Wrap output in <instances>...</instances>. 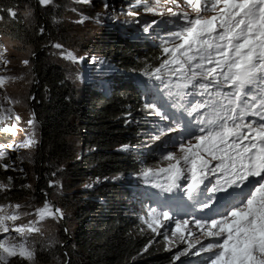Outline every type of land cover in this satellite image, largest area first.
<instances>
[{"label": "snow or ice", "instance_id": "snow-or-ice-1", "mask_svg": "<svg viewBox=\"0 0 264 264\" xmlns=\"http://www.w3.org/2000/svg\"><path fill=\"white\" fill-rule=\"evenodd\" d=\"M51 2L39 0L41 5ZM148 3L149 0H134L130 9ZM184 7L191 9L194 16L183 11ZM146 10L160 16L181 17L185 23L177 31L167 33L169 40L165 41L162 49L166 58L155 69L146 70L145 74L161 82L168 77L164 87L175 89L169 92L170 96L178 98L174 106L183 107L189 114L206 108L209 113L207 119L201 121L205 127L198 129L199 134L180 142L178 152L168 151L163 155L166 167L147 168L141 175L145 178L164 175L166 183L156 185L164 191L180 188L179 182L186 181V195L204 209L212 207L211 201L216 193L232 190L238 199L234 203L227 202L226 210L219 214V218H194L191 221L206 238H212L201 251L211 253L208 264H264V0H183V5L180 0H154ZM209 12L213 14L206 15ZM11 14L14 16L15 12ZM127 14L136 16L137 12L129 10ZM156 23L152 21L145 25L143 31L149 32ZM54 47L63 48L59 43ZM62 54L68 60H77L72 51L65 49ZM0 62L5 66L9 63L4 59V52H0ZM23 63L27 65L28 61ZM172 77H175V82ZM16 79L0 75V88L5 87L7 81ZM220 86L231 91H212ZM188 89L198 90L201 96L208 94L214 99L184 105L180 102L191 94ZM145 107L161 120L169 119L157 102ZM12 115L15 114L11 109L0 108V125H5ZM249 115L260 116V122H246L245 117ZM15 120L19 121L20 116L15 115ZM28 124L34 127V119H30ZM16 127L13 123L11 127L0 128V131L15 133ZM179 127L177 124L176 128L161 129L154 140H160L161 136ZM35 143L32 133L24 142L8 147L17 152ZM128 147L123 146L125 150ZM2 148L4 146L0 145ZM4 156L5 153L0 151V159ZM210 177H215L214 181H210ZM206 181L211 183V187ZM242 186L249 190L245 192ZM6 187L0 183V188ZM205 192L209 195L204 196ZM21 208L20 204L0 206V233L11 231L16 234L0 239V262L3 264H9L13 257L34 264L35 251L28 244L27 237L40 233L38 224L46 218L62 219L64 216L60 208L45 202L36 209L34 220L17 223L22 216L30 215L21 212ZM171 220L173 217L168 212L158 213L152 209L144 223L153 233L160 235L159 230L164 223ZM189 224L187 219L175 220L171 236L183 241L185 232L192 231ZM165 239L169 237L165 235ZM184 254L180 252L174 259Z\"/></svg>", "mask_w": 264, "mask_h": 264}, {"label": "rangeland", "instance_id": "rangeland-1", "mask_svg": "<svg viewBox=\"0 0 264 264\" xmlns=\"http://www.w3.org/2000/svg\"><path fill=\"white\" fill-rule=\"evenodd\" d=\"M133 3L134 0H89L87 3L82 2V0H52L48 5H41L43 8L46 6L52 7L54 14L52 17L53 26L57 29L55 38L44 45V47L47 48L50 58L61 65L66 76L75 84L80 99H85L93 88L100 89L98 90L99 92L108 95L114 88L122 86L125 82H129L139 86V91L147 97H145L147 104L157 102L158 107L167 113L169 119L161 120L159 116L152 114L145 107L148 111L146 114L151 115V117L143 121L152 124L143 127L140 124L142 120H139L140 122L137 121L135 128L139 130L138 137H140L142 143L138 145L129 144L127 145L129 146L127 150L123 146L119 147V149H123L130 154H133V151L145 155L152 154L156 161L155 163L142 166L137 173L116 174L108 179L96 176L90 177L87 178L84 185L94 190L96 187L105 184L107 180H121L130 191V195L127 198L132 199L131 206L134 209V220L138 224L134 228V232L137 235L145 236L147 241L146 248L151 249L154 253L171 254L172 261L166 264H208L211 253L201 251V248L209 243L212 238H206L199 229L194 227L191 221L194 218H219L220 213L212 216L200 215L199 210L203 208L197 202L188 198L184 191L186 188V181L184 180L179 182L181 185L180 188H175L172 191H164L161 187L156 186L166 183L164 175L150 176L148 178L141 175L142 171L147 168L158 169L166 167L167 162L162 159L163 155L168 151L178 152V144L188 140L183 139V133L185 131L184 119L180 122V120L171 118V111L170 113L167 111V106L171 105L185 118L189 112L185 111L183 107L174 106L178 98L174 95L170 96V89L164 87V83L167 82L168 77H165L164 82H161L150 79L145 74L146 70L151 71L154 68L127 70L119 64L118 58L121 57L120 51L114 56L116 57L114 60L111 56L95 53L94 50L88 48L95 46L93 43H97L99 37L109 39L111 36L117 41L130 39L140 44L146 42L148 45L145 47L163 48L165 41L169 40L167 33L177 31L185 23L181 17H171L168 14L160 16L148 12L146 8L152 6L154 0H149L148 5H140L130 9V5ZM180 3L183 5V0H180ZM105 4H107V7H105ZM129 10L137 12V15L129 16L127 14ZM183 11L189 12L194 16V13H191V9L187 7H184ZM32 14V10L26 11V16L30 23L33 22ZM212 14L211 12L206 13V15ZM152 21H156L157 23L150 28L149 32H144L145 25L152 23ZM57 43L61 44L63 48H55L54 45ZM169 46H171V41H169ZM65 49L72 51L77 56V60L71 61L66 59L62 54ZM0 52H4V59L9 61L6 66L0 62V75L17 77L14 81H7L5 87L0 88V108L4 110L11 109L12 113L20 116V120L16 121L15 115H12L11 119L5 121V125H0V128L4 126L11 127L13 123L17 125L15 133L0 131V134L8 135V140L0 143V145L4 146L0 151L5 153V156L0 161L3 165H11V167L5 169L11 172L20 181L22 189L24 188V191L26 190L17 200L8 199L7 197L0 202V206L20 204L22 206L20 209L21 212L30 213V215L22 216L21 220L17 223H27L30 220H34L36 218V209L42 207L45 202H49L54 208H60L64 213L63 218H46L38 224L41 232L28 236L27 241L35 251L34 264H62L58 249L59 246L64 247L67 242L61 243V229L64 227L66 231L68 230V223H66L65 217L66 210L61 207L65 194L63 183L60 179H55V176H53L52 180H49V191H53V193L49 194L46 190L44 191L39 187L41 169L37 171L35 168L36 151L41 143V125L34 111L33 99L35 98V94L32 91L34 87L35 90L38 88L39 83L36 79L37 76L35 74L33 60V58H36L37 53L32 45L24 46L23 44L12 41L2 32H0ZM164 58L166 57L163 54ZM24 60L28 61L27 65L23 63ZM172 80L175 82V77H172ZM112 81H114L113 86L109 89L108 85ZM150 81L154 82L153 90L150 86ZM171 91L174 92L175 89H171ZM187 91L191 94L187 95L181 102L185 101L184 105L188 106L198 102L197 99L190 97L198 94L199 91L193 92L192 89H188ZM169 108L171 107L169 106ZM143 110L139 109L136 115L140 116L141 113H145ZM206 112L209 113V110ZM200 114L202 113L197 112L195 117L188 121L190 123V129L198 130L200 127H205L204 124L197 121ZM247 117L253 118L254 116L249 115ZM128 118L124 117V119ZM133 118L135 119V117ZM30 119H34V127L28 124ZM251 121L253 120L251 119ZM177 124L180 127L176 131L167 132L166 135L161 136L160 140H154V137L159 135L161 129L166 130L169 127L176 128ZM32 133H34V139L36 141L34 146L19 149L17 152H13L8 147L9 145L14 146L24 142ZM196 134L192 133V136ZM75 145L76 152L80 154L83 151L81 149L83 146L81 138L75 140ZM209 179L210 181H214L215 177H210ZM0 183L7 185L6 188H0V194L8 195V190L10 189L9 183L6 184L1 180ZM205 183L208 187H211L209 181ZM204 194L209 193L205 192ZM42 195H45L47 198L44 200ZM95 197L104 201L96 193ZM216 198L220 199L221 193H217ZM200 199L202 200L203 198L200 197ZM176 201H179L184 206L183 212L179 216H176L174 210L170 208V205ZM215 208L216 210H223L219 206ZM152 209H156L158 213L168 212L173 217V220L164 223V227L159 230L160 235L153 233L144 223L148 212ZM185 219L190 221L189 228L192 231H186L185 239L181 241L178 237H172L171 232L175 228V220ZM165 235L169 237L168 240L165 239ZM11 236H16V234L11 231L7 234L0 233V239ZM189 245L192 246L190 247ZM38 252L42 257L51 260L49 262L38 261L36 258V253ZM180 252H184L185 254L179 256V259H174ZM146 256L147 254L143 257ZM0 264H3V262H0ZM9 264H30V262L19 257H13L9 259ZM149 264H152V262L149 261Z\"/></svg>", "mask_w": 264, "mask_h": 264}, {"label": "trees", "instance_id": "trees-1", "mask_svg": "<svg viewBox=\"0 0 264 264\" xmlns=\"http://www.w3.org/2000/svg\"><path fill=\"white\" fill-rule=\"evenodd\" d=\"M27 10L33 12L31 23L26 16ZM53 16L52 7L43 8L38 0H0V32L24 46L32 45L37 53L33 60L39 83L38 88L35 90L34 87L32 91L35 94L34 111L41 125V143L36 151L35 168L37 171L41 169L39 187L49 194L53 193L49 191V180L53 176L63 183L65 194L61 207L66 210L68 230L61 229V243L67 242L58 249L61 262L171 263V254L152 252L146 248L145 236L134 232L138 224L134 220L132 199L127 198L130 191L121 180H107L94 190L84 185L90 177L108 179L116 174L137 173L142 166L156 162L152 154L136 151L130 154L119 149L142 143L138 137L139 130L135 128L137 121L142 120L140 124L143 127L152 124L143 121L151 117L146 114V96L139 91L137 84L125 82L108 95L93 88L85 99H80L75 84L66 76L61 65L50 58L44 47L57 34ZM109 39L111 41L108 42ZM109 39L99 37L97 43H93L95 46L88 48L114 60L120 51L119 64L127 70L155 69L163 59L162 47H145L148 45L146 42L140 44L130 39L117 41L112 36ZM149 83L151 86V81ZM139 109H144L145 113L137 116ZM7 136L0 134V143L8 140ZM77 138H81L83 143L80 154L76 152ZM0 180L10 186L8 195L0 194V202L7 197L17 200L26 192L1 161ZM95 193L104 201L96 198ZM42 198L45 200L47 197L42 195ZM36 255L38 261L51 260L42 257L39 252Z\"/></svg>", "mask_w": 264, "mask_h": 264}, {"label": "bare ground", "instance_id": "bare-ground-1", "mask_svg": "<svg viewBox=\"0 0 264 264\" xmlns=\"http://www.w3.org/2000/svg\"><path fill=\"white\" fill-rule=\"evenodd\" d=\"M113 82V81H112ZM112 82H110V84L108 85V87H109V89L112 87ZM151 86L153 87L154 86V82H151ZM207 109V108H206ZM208 110V109H207ZM201 115V114H200ZM195 117V116H194ZM251 119L252 118H249V117H247V118H245V121L246 122H250L251 121ZM243 188H244V191L245 192H247L248 190H249V188L248 187H245V186H242ZM237 192H239V190H236ZM228 195H233V197H232V199L233 200H236V199H238V197H236L235 196V194L232 192V190H229V192L228 193H223V192H221V198L222 197H224V196H228ZM220 198V199H221Z\"/></svg>", "mask_w": 264, "mask_h": 264}]
</instances>
